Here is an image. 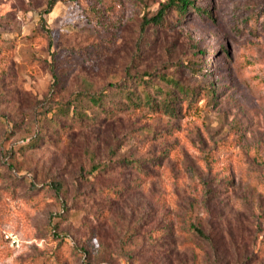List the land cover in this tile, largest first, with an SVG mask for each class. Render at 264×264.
I'll return each instance as SVG.
<instances>
[{
	"label": "rangeland",
	"instance_id": "1",
	"mask_svg": "<svg viewBox=\"0 0 264 264\" xmlns=\"http://www.w3.org/2000/svg\"><path fill=\"white\" fill-rule=\"evenodd\" d=\"M87 1L0 0V264H264V0Z\"/></svg>",
	"mask_w": 264,
	"mask_h": 264
},
{
	"label": "trees",
	"instance_id": "2",
	"mask_svg": "<svg viewBox=\"0 0 264 264\" xmlns=\"http://www.w3.org/2000/svg\"><path fill=\"white\" fill-rule=\"evenodd\" d=\"M60 1H67V0H47L45 9L43 10L42 14H44V15L48 14L52 10V8L55 6V4L57 2H60ZM70 1L75 2L77 4V6L83 11V13L87 14L88 17H90L92 15L91 8L93 7V5L91 6L87 0H70ZM188 8H191V9L195 8L192 0H165L161 4V6L159 7L156 14L153 15L152 17H150L149 19L145 20L144 24L145 25L151 24V23L152 24H159L163 20L165 13H167L168 11L171 10L175 14L180 15V14L185 13ZM95 18L96 17H94L93 20ZM41 20H43V17H41ZM53 76H54L53 78L56 77L55 75H53ZM174 86H177V88H178V84L176 82H174ZM180 89L182 91V89H184V88L181 87ZM169 93H170V91H169ZM102 94H105V92ZM131 94L134 95V92H132ZM100 95L101 94H94V93L89 94V100L93 101L96 104L97 102H99L101 100ZM128 95H129V93H128ZM148 99H149V95L145 94V97L143 100L144 105L149 104ZM163 102H167V98H165L163 100ZM168 105L166 104V107H168V109H169L170 107ZM68 107L72 108L71 116L74 115L76 117V115H77L76 106L75 105H69ZM97 168L98 167L93 166L92 167L93 172L96 171ZM189 227L195 233V235L197 237L204 239L206 242H208L209 246L212 248L211 251L213 250L215 255H218L219 252H221L220 254L227 255V246L226 245H222L220 242L217 245H214L211 241V238L208 235H206L204 233V231L199 226L191 224ZM211 244H213V246ZM156 247H157V249L155 250V252L160 254V256L164 259V261L166 263H168L169 259L167 258V256L170 255V252H171V249H169V248H171V243L169 245L158 244V245H156ZM47 263H49V264H55V263L60 264V262H58L57 256L50 257L48 260L42 261L40 264H47ZM236 264H253V262L247 260L246 258L245 259L241 258L239 260V262ZM256 264H262V263H256Z\"/></svg>",
	"mask_w": 264,
	"mask_h": 264
}]
</instances>
